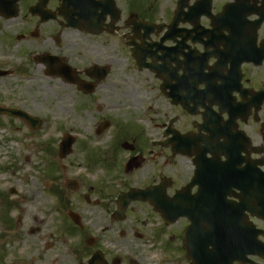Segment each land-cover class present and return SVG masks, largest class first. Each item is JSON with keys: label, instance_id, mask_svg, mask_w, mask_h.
<instances>
[{"label": "flooded vegetation", "instance_id": "obj_1", "mask_svg": "<svg viewBox=\"0 0 264 264\" xmlns=\"http://www.w3.org/2000/svg\"><path fill=\"white\" fill-rule=\"evenodd\" d=\"M13 1L19 16L7 19L4 15H9ZM197 1L190 0L189 5L193 7ZM234 1L213 0V14H223ZM249 2L254 5L253 0ZM128 3L129 0H0V12L4 13L0 20L21 19V42H38L44 47L33 60L41 55L45 58L39 60L43 63L39 65L44 67L50 62L58 67L62 76L59 80L85 100L87 108L98 95L115 98L122 94L119 81L112 78L113 68L119 63L111 54L114 44L131 54L133 48H139L138 54L142 55L162 37L154 33L143 38L144 31L135 27L144 21L143 13L125 11ZM202 10L199 6L192 14L197 16ZM174 13L175 10L173 16ZM179 31L181 38L166 44L175 49H170L165 67L148 59L146 64H153V72L136 68L140 74L151 75L159 95L169 105V116L156 126L158 138L147 139L143 134V139L132 135L133 139L114 141L107 152L111 161L105 160L101 167L111 170V180L124 175L133 181L125 183L118 196L131 189L158 187L153 192L159 200L175 208L185 207L188 216L168 222L171 220L164 219L150 203H135L157 218L153 238L161 246L159 252L144 249L135 253L130 248L139 243L145 246L147 235L125 226L128 209L123 219L115 217L116 198L108 224L81 220L80 225L72 226L76 253L83 258L78 264H89L92 258L94 264H192L184 238L186 230L208 226V218H215L214 210L219 207L239 206L241 172L255 171L258 165L264 172V24L255 30L241 27L240 15L216 24L212 17L202 16L195 25H183ZM182 39L183 47L176 49ZM153 54L162 55L154 49L147 56ZM66 78L73 79V83ZM96 110L103 111L101 107ZM177 144L185 145L186 155L177 154ZM105 184L100 191L110 195L117 192L111 182ZM249 186L256 191L255 181L251 188L249 179ZM85 199L90 204L88 195ZM168 216L173 218L175 214ZM246 216L248 222L263 229L264 222L250 213ZM199 232L193 230L188 237L198 240Z\"/></svg>", "mask_w": 264, "mask_h": 264}, {"label": "rangeland", "instance_id": "obj_2", "mask_svg": "<svg viewBox=\"0 0 264 264\" xmlns=\"http://www.w3.org/2000/svg\"><path fill=\"white\" fill-rule=\"evenodd\" d=\"M133 1L142 9L144 21L168 24L177 0ZM130 5L131 0L128 8L124 5L125 11L131 10ZM20 21L0 20V70L11 72L0 78V106L21 110L43 124L32 131L23 121L0 116V131L6 130L0 132V264H78L83 258L76 253L69 211L83 221L108 224L121 188L133 184L124 175L111 180V170L101 167L105 160L111 161L109 146L118 134L122 140L133 139L132 131L140 132L133 133L139 139L143 134L147 139L158 138L156 126L165 122L170 109L151 75L138 73L131 53L115 44L111 54L119 63L112 78L119 81L122 94L115 98L98 95L86 108L85 100L72 88L47 76L33 60L35 53L44 50L40 43L17 41L23 34ZM97 107L103 111L98 112ZM105 120L111 121L112 128L96 136L97 126ZM65 134H72L77 141L73 153L61 161L59 143ZM94 159L101 163L94 164ZM73 180L79 188L68 191L66 183ZM109 182L117 188L114 195L99 190ZM33 190L38 194L30 203ZM21 207L28 213H22ZM126 219V227L147 235L145 246L134 244L130 251H160L153 238L157 218L148 209L132 204ZM132 236L133 232L129 233L130 240Z\"/></svg>", "mask_w": 264, "mask_h": 264}, {"label": "water", "instance_id": "obj_3", "mask_svg": "<svg viewBox=\"0 0 264 264\" xmlns=\"http://www.w3.org/2000/svg\"><path fill=\"white\" fill-rule=\"evenodd\" d=\"M188 0H180L179 1V7H178V11L176 14V19L173 23V25L171 26V28H176L178 23H179V17L183 16L182 13V9L185 8V6L187 5ZM205 2L207 3L208 9L210 8V0H205ZM14 16V15H11ZM16 16V15H15ZM42 58V57H41ZM137 62L140 63V59L136 58ZM45 62V61H44ZM48 66V72L53 75V76H61L60 73L56 70V68L50 64V62L46 63ZM149 67L151 68L150 65H147L146 68ZM8 73L7 72H1L0 71V77H4L7 76ZM69 79V78H67ZM5 114V115H9L12 117H22L24 119H26L33 130H37L40 128V126L42 125V122L37 120V119H33L31 117H29L28 115L19 112V111H15V110H8V109H2L0 108V115ZM107 127H109L108 124H105L103 126L104 129H106ZM75 140L70 137V136H66L63 139V142L61 144V152H60V157L61 159L66 158L72 150V145L74 144ZM179 152L184 153L185 150L183 151V147H178ZM74 186V185H73ZM257 187L258 188H264V178H262V176L258 175L257 176ZM72 188V187H70ZM152 194L150 195H146L145 193L142 192H136V191H131L129 194L126 195H122L119 198L118 201V205H119V210L120 213L122 214L123 211L127 208V206L132 202V201H150L151 204L155 205L152 198ZM163 205V204H162ZM167 205V204H166ZM172 205H169L167 209H170L169 212H167V214H171V210H172ZM157 210H163V213H165V209L164 205L163 208L161 207V209L157 208ZM162 212V211H161ZM235 212H238V209L235 210ZM243 212V210H242ZM262 210L260 211H256L257 215L261 216L260 214H262ZM71 217V220L79 225V219L76 215H74L73 213L69 214ZM175 218H178V216L176 215ZM222 228V226L220 227ZM225 228H227L225 226ZM232 231H225V236H228L227 241H217L216 240H211L207 238H203V240H201L200 242H197L198 244L203 246V251L207 254L204 258H198V257H192V260L194 262V264H233L234 262H240L242 264H247L249 263L248 259L246 258L248 254L251 255H257L261 258H264V245L260 244L257 241V234H252L251 233V242L249 244V241L246 242L243 233H242V229L240 230V233H236L237 235V240H235V232L234 229L235 227H231ZM242 228V225H241ZM205 234V236L207 237H211L213 234L211 232H205L203 233ZM216 236L220 235L218 233H215ZM241 237V240L239 241L238 237ZM256 237V238H255ZM235 244V246L233 245ZM225 245H227L230 249L229 250H224Z\"/></svg>", "mask_w": 264, "mask_h": 264}, {"label": "bare ground", "instance_id": "obj_4", "mask_svg": "<svg viewBox=\"0 0 264 264\" xmlns=\"http://www.w3.org/2000/svg\"><path fill=\"white\" fill-rule=\"evenodd\" d=\"M136 102H138V100ZM37 194H38L37 190L32 191V193L29 195L30 203L34 202V197L37 196ZM21 212L25 214L28 213L25 207H21Z\"/></svg>", "mask_w": 264, "mask_h": 264}]
</instances>
